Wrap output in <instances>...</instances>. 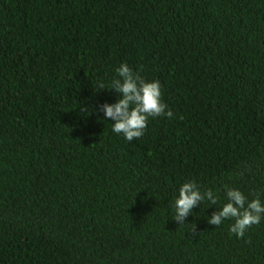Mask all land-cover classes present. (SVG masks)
<instances>
[{"label": "trees", "instance_id": "trees-1", "mask_svg": "<svg viewBox=\"0 0 264 264\" xmlns=\"http://www.w3.org/2000/svg\"><path fill=\"white\" fill-rule=\"evenodd\" d=\"M122 63L174 113L132 141ZM187 181L218 203L177 225ZM226 186L264 204V0H0V264H264V218L207 222Z\"/></svg>", "mask_w": 264, "mask_h": 264}, {"label": "clouds", "instance_id": "clouds-1", "mask_svg": "<svg viewBox=\"0 0 264 264\" xmlns=\"http://www.w3.org/2000/svg\"><path fill=\"white\" fill-rule=\"evenodd\" d=\"M119 79H113L106 88L103 83L97 85L100 90L111 89L119 94L120 98L113 104H102L99 110L103 112L105 120H111V131L121 135L127 141L138 139L144 135L148 119L156 117L174 118V113L167 110L162 102L161 85L158 80L147 82L139 73H134L127 64L122 63L116 69ZM86 109L82 108V111ZM227 202L219 210L212 213L207 222L215 227L225 220H233L229 231L237 238L244 237L245 232L253 225H258L264 218V204L259 195L251 201L238 189L226 186ZM209 205L218 203V196L211 190L200 191L193 181L183 183L178 190V197L171 207L174 211L172 220L177 225L185 224L186 218L192 210L202 202ZM192 234L195 235V225L192 224Z\"/></svg>", "mask_w": 264, "mask_h": 264}]
</instances>
